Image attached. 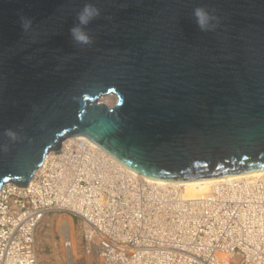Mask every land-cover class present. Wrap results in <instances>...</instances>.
<instances>
[{
    "label": "water",
    "instance_id": "95a60500",
    "mask_svg": "<svg viewBox=\"0 0 264 264\" xmlns=\"http://www.w3.org/2000/svg\"><path fill=\"white\" fill-rule=\"evenodd\" d=\"M87 2L101 10L94 43L75 45ZM198 6L214 30H199ZM77 135L145 177L263 170L264 0H0V189L26 188Z\"/></svg>",
    "mask_w": 264,
    "mask_h": 264
},
{
    "label": "built area",
    "instance_id": "2783aa9c",
    "mask_svg": "<svg viewBox=\"0 0 264 264\" xmlns=\"http://www.w3.org/2000/svg\"><path fill=\"white\" fill-rule=\"evenodd\" d=\"M49 154L26 188L0 189V264H38L35 231L53 212L95 230L99 264H264V177L186 198L181 185L154 183L87 138Z\"/></svg>",
    "mask_w": 264,
    "mask_h": 264
},
{
    "label": "rangeland",
    "instance_id": "374dc122",
    "mask_svg": "<svg viewBox=\"0 0 264 264\" xmlns=\"http://www.w3.org/2000/svg\"><path fill=\"white\" fill-rule=\"evenodd\" d=\"M117 98L103 97L99 102L112 107ZM67 140V139H66ZM63 140L62 142L66 141ZM211 187L203 193L209 191ZM64 220L70 223V233L73 241L71 257L66 246L67 237L62 232ZM86 226L84 222L68 213L53 212L44 215L39 222L36 231V253L38 264H97L95 255L96 237H85Z\"/></svg>",
    "mask_w": 264,
    "mask_h": 264
},
{
    "label": "clouds",
    "instance_id": "9594fccd",
    "mask_svg": "<svg viewBox=\"0 0 264 264\" xmlns=\"http://www.w3.org/2000/svg\"><path fill=\"white\" fill-rule=\"evenodd\" d=\"M100 15L101 10L90 2L85 3L80 11L77 12V22L69 29V35L75 45L91 46L94 43L93 37L86 31V28L93 20L99 18ZM193 16L197 27L202 32L212 31L218 26V17L210 13L205 7L198 6L193 9ZM32 23L31 18L23 15L20 16V26L25 32L31 28ZM4 135L13 141L16 139V133L11 129H6ZM3 148L7 150V145H4Z\"/></svg>",
    "mask_w": 264,
    "mask_h": 264
},
{
    "label": "bare ground",
    "instance_id": "6f19581e",
    "mask_svg": "<svg viewBox=\"0 0 264 264\" xmlns=\"http://www.w3.org/2000/svg\"><path fill=\"white\" fill-rule=\"evenodd\" d=\"M105 97H115L116 96L114 94H109ZM103 97H101L100 99H102ZM77 136H81L83 138H87L89 140H91L89 137L85 136V135H77ZM70 141L74 140V137H70L69 138ZM96 146L100 147L99 145H97L93 140H91ZM101 148V147H100ZM102 149V148H101ZM104 150V149H103ZM50 153V152H49ZM47 154L50 155V154ZM45 161H43L44 163ZM42 163V165H43ZM41 165V166H42ZM40 166V168H41ZM40 168L35 172V174L39 173ZM264 177V169L263 170H256V171H251V172H245V173H239V174H230V175H224V176H220V177H210V178H204V179H197V180H186V181H182V182H173V181H167V180H161V179H156V178H151V177H146V179L154 182V183H164V184H171V185H181L184 189V196L186 198H197L200 195H205L207 194L209 191L203 193L204 191L208 190L210 187L212 188V186L224 181V180H230V179H242V178H251V177ZM34 177V176H33ZM42 220V219H41ZM86 233H85V237L86 239H89L93 236L96 237L95 240L96 241V246H95V255H96V249L98 247V242L99 239L97 237V233L95 232V230H92L88 225H86ZM69 229H70V224L67 220H64V225L62 228V232L66 235L67 240H66V246L68 248V253L71 257V251L73 249V241L71 239V237H69ZM35 246H36V239H35ZM149 255L154 258L155 260H157V255L158 254H150ZM137 257L142 256V252H137L136 254ZM96 262L98 263V258H96Z\"/></svg>",
    "mask_w": 264,
    "mask_h": 264
},
{
    "label": "crops",
    "instance_id": "0c3cea01",
    "mask_svg": "<svg viewBox=\"0 0 264 264\" xmlns=\"http://www.w3.org/2000/svg\"><path fill=\"white\" fill-rule=\"evenodd\" d=\"M68 222H69V221H68ZM69 224H70V223H69ZM70 229H71V228H70ZM70 229H69V231H70ZM70 232H71V231H70ZM70 232H69V233H70ZM63 234H64V233H63Z\"/></svg>",
    "mask_w": 264,
    "mask_h": 264
}]
</instances>
